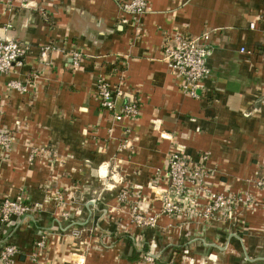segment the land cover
Wrapping results in <instances>:
<instances>
[{
  "label": "crops",
  "instance_id": "0c3cea01",
  "mask_svg": "<svg viewBox=\"0 0 264 264\" xmlns=\"http://www.w3.org/2000/svg\"><path fill=\"white\" fill-rule=\"evenodd\" d=\"M118 5L0 0V37L27 48L0 77V132L13 138L0 150V203L23 194L41 208L0 225V248L14 245L16 264H140L146 252L153 264H264V0H148L136 23ZM205 33L210 74L195 99L180 92L162 48ZM100 79L117 111L137 101L135 119L101 108ZM175 148L206 157L210 192L248 194L250 206L222 222L163 215L153 179ZM135 205L157 216L155 227L131 224Z\"/></svg>",
  "mask_w": 264,
  "mask_h": 264
},
{
  "label": "built area",
  "instance_id": "2783aa9c",
  "mask_svg": "<svg viewBox=\"0 0 264 264\" xmlns=\"http://www.w3.org/2000/svg\"><path fill=\"white\" fill-rule=\"evenodd\" d=\"M119 10L123 18L131 17L136 23L144 14L148 13V0H119ZM121 18L122 23L126 20ZM253 24L250 28L253 29ZM209 35L203 34L192 38L188 36H177L167 40L163 46V55L168 66L174 71L178 88L181 93L192 98H198V91L201 82L205 80L210 70L207 66V58L210 54ZM241 52H244L241 49ZM27 53V48L8 38L0 37V77L9 74L15 67L22 64V59ZM82 56L73 53L71 64L74 68L80 67ZM10 89L18 92H26V87L17 82H9ZM97 96L100 106L104 111L112 114L114 121L122 119L132 121L138 115L139 107L136 100L125 103L117 111L115 109V94L108 83L100 79L96 85ZM116 96H122L120 91ZM129 131L126 130V135ZM13 138L7 132H0V150L9 151L12 147ZM35 152L31 156H35ZM199 161H193L186 157L181 151L175 148L168 154L165 168L155 173L153 186L158 190L161 202V213L168 217L185 216L189 220L201 222H222L231 220L239 207L250 206L251 197L232 196L222 193H213L203 183V163L206 159L201 156ZM118 174L114 173L111 179L114 183H121L116 179ZM256 186L264 188V180L256 182ZM114 187V186H112ZM128 190L123 189L119 194V201L128 198ZM39 205H31L26 202L23 194L13 200H4L0 203V225L6 226L13 219L29 216L31 213L40 210ZM131 224L138 228H153L156 226L157 216L149 215L137 205L133 206ZM77 237L78 232L72 231ZM43 242H36L35 248L41 249ZM18 254L17 248L12 244H4L0 248V264H16L15 257ZM140 264H153V257L149 252L142 255Z\"/></svg>",
  "mask_w": 264,
  "mask_h": 264
}]
</instances>
